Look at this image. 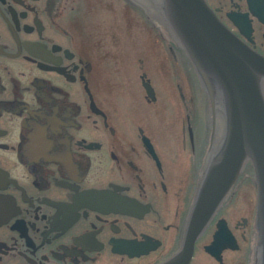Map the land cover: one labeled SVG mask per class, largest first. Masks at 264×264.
Here are the masks:
<instances>
[{"label": "flooded vegetation", "instance_id": "1", "mask_svg": "<svg viewBox=\"0 0 264 264\" xmlns=\"http://www.w3.org/2000/svg\"><path fill=\"white\" fill-rule=\"evenodd\" d=\"M83 1L0 0V264H259L256 200L231 216L254 177L239 175L191 237L217 145L196 143L190 115L174 133L152 127L151 55L137 57L140 102L77 20ZM206 1L264 57V0ZM168 50L184 104L192 66ZM220 221L232 240L213 244Z\"/></svg>", "mask_w": 264, "mask_h": 264}, {"label": "water", "instance_id": "2", "mask_svg": "<svg viewBox=\"0 0 264 264\" xmlns=\"http://www.w3.org/2000/svg\"><path fill=\"white\" fill-rule=\"evenodd\" d=\"M127 1L164 22L185 50L210 102L211 144L217 147L191 217V237L251 164L257 185L259 264H264V57L232 33L206 0ZM143 86L153 98V87L145 81ZM214 136L219 139L216 144ZM218 226L213 244L226 241L229 234L224 221ZM191 250L192 238L186 244L187 255Z\"/></svg>", "mask_w": 264, "mask_h": 264}, {"label": "rangeland", "instance_id": "3", "mask_svg": "<svg viewBox=\"0 0 264 264\" xmlns=\"http://www.w3.org/2000/svg\"><path fill=\"white\" fill-rule=\"evenodd\" d=\"M76 16L79 23L85 26L86 33L95 41V47L105 52L104 59L110 67L107 68L109 74L112 72V77L118 79L115 80L119 84L120 81L126 82L128 91L140 102L143 89L137 57H140L141 53L151 55V61H146L148 67L146 64L145 69L148 76L152 77L158 97L157 102L147 111L150 112L148 119L152 127L174 133L173 130L183 127L185 121L188 128V114L196 143L200 146L211 143L212 124L208 96L192 69L193 76L188 73L186 82L182 83V93L185 96V102L182 103L177 80L171 66L168 68L169 62L172 65V59L166 55L170 46L176 49L180 46L162 21L127 0H84L80 3V12ZM114 70L120 72L122 78L119 79ZM214 138L215 143H218V137ZM240 175L253 178L252 165H246ZM241 190L235 196L236 206L231 215L234 221L246 215L245 202L249 197L253 198V203L256 200L255 184L250 182L246 189Z\"/></svg>", "mask_w": 264, "mask_h": 264}]
</instances>
